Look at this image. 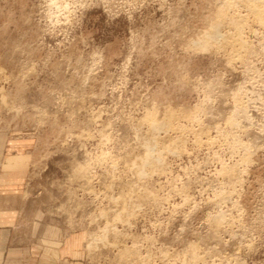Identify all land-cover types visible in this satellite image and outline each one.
Returning <instances> with one entry per match:
<instances>
[{
  "label": "rangeland",
  "instance_id": "374dc122",
  "mask_svg": "<svg viewBox=\"0 0 264 264\" xmlns=\"http://www.w3.org/2000/svg\"><path fill=\"white\" fill-rule=\"evenodd\" d=\"M256 12L0 0L1 203L28 224L20 242L49 264H264Z\"/></svg>",
  "mask_w": 264,
  "mask_h": 264
},
{
  "label": "crops",
  "instance_id": "0c3cea01",
  "mask_svg": "<svg viewBox=\"0 0 264 264\" xmlns=\"http://www.w3.org/2000/svg\"><path fill=\"white\" fill-rule=\"evenodd\" d=\"M10 141H7V155L3 154L0 142V264H49L48 254L37 245H33V239L20 242L19 238L26 234V222L20 221L16 224L14 208L9 204L2 207L3 195L10 198L12 186V175L8 172V166L14 160L9 156ZM8 192V193H6ZM32 234V233H31ZM19 242V243H17ZM55 261V260H54ZM58 262V261H57ZM76 264V263H72Z\"/></svg>",
  "mask_w": 264,
  "mask_h": 264
},
{
  "label": "bare ground",
  "instance_id": "6f19581e",
  "mask_svg": "<svg viewBox=\"0 0 264 264\" xmlns=\"http://www.w3.org/2000/svg\"><path fill=\"white\" fill-rule=\"evenodd\" d=\"M248 2L250 3L251 7H253V9H255L257 11L256 13H258L259 16L261 15V17L264 18V0H248ZM244 3L246 4V2H244Z\"/></svg>",
  "mask_w": 264,
  "mask_h": 264
}]
</instances>
